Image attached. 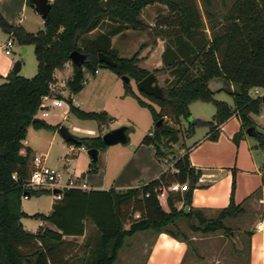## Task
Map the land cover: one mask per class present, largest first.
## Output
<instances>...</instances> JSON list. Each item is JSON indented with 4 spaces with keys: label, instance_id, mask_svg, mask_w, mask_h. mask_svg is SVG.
<instances>
[{
    "label": "trees",
    "instance_id": "1",
    "mask_svg": "<svg viewBox=\"0 0 264 264\" xmlns=\"http://www.w3.org/2000/svg\"><path fill=\"white\" fill-rule=\"evenodd\" d=\"M200 1L209 23L204 20L196 0H53L44 19V28L35 33L11 25L0 13V26L19 44L34 45L37 60V72L33 77L12 71L0 84V264H58L57 247L65 243L66 237L85 235L87 221H91L97 231L95 248L87 264H114L126 238L142 231L166 232L190 245L186 235L166 228L180 216L195 219L197 224H190L195 231L209 233L224 229L226 234L230 232L224 220L242 213L241 205L233 199L216 218H207L192 207L188 214L184 207L177 208L179 201H184V206H191L192 190L200 175L192 166L188 153L173 158L172 167L158 178L125 191L68 189L62 199H55L48 214L36 212L30 215L21 206L23 180L29 174L32 159L31 149L21 153L28 128L60 127L35 117L41 109L42 97L50 93L49 85L56 79V70L64 68L73 51L88 54L83 65L73 64L68 78L69 90L78 93L87 82L85 70L95 74L100 67L98 53L104 52L117 61V65L109 69L120 77L127 75L137 83L141 81L149 72L138 66L140 51L130 57H120L111 41L113 36L127 29H148L150 26L143 22L141 14L145 7L155 3L165 5L168 11V14L158 16L153 28L155 36L165 41L161 59L169 72L165 80L167 96L156 99L149 95L161 106L160 111H156L127 82L126 94L149 108L155 125L166 115L162 112L165 107L170 108L171 120L179 123L190 115L191 102H212L216 107L214 119H196L189 123V133L197 126L206 125L210 128L209 137L216 139L218 126L237 115L241 129L235 135V141L253 127L250 136L264 149V133L256 128L252 117L261 112L264 104L260 95L250 93L252 89L264 88V0L223 1L225 9L220 12H217L215 0ZM26 2L32 7L33 0ZM93 31L96 32L90 36ZM214 79L226 83L224 89L233 98V106L214 98L209 87ZM68 99L70 112L80 119L103 122L108 116L106 111L81 109L73 103L71 95ZM152 133L147 134L142 143L153 144L158 158H165L166 151L179 142V131L165 122L160 127L155 126ZM78 138V143H67L86 145L87 149L104 146L101 134ZM95 167L91 165L92 171ZM15 172L17 179L12 177ZM174 181L188 182L189 190L183 194L170 191L168 187ZM163 189H168L169 211L163 208L159 199ZM131 213L140 216L130 218ZM24 217L40 219L54 228L40 226L36 232H30L21 221ZM127 220L130 221L129 228L125 227ZM243 243L244 249L240 252L246 248Z\"/></svg>",
    "mask_w": 264,
    "mask_h": 264
},
{
    "label": "rangeland",
    "instance_id": "2",
    "mask_svg": "<svg viewBox=\"0 0 264 264\" xmlns=\"http://www.w3.org/2000/svg\"><path fill=\"white\" fill-rule=\"evenodd\" d=\"M196 1L204 20L208 22L204 13L203 4L200 0ZM223 1L228 3L230 0H215L216 8L218 9L217 12L224 11L225 4ZM160 14H168L166 6L160 3L149 5L143 9L141 19L150 27L144 31L129 29V35L134 36V38L130 39L133 42L132 44H129L128 47L123 50V52L120 53L121 57H128L133 55L136 51H140L141 54L145 55H142L143 58H139L138 66L141 67V64L145 63L143 59L148 58V56L151 54L150 50L148 51L146 48L149 46L152 50L154 44L156 43V36L153 28L156 26V21ZM22 15L24 18L25 14ZM23 20L25 27L30 31L37 32L44 28L43 18L33 9L32 13L26 12V17ZM7 22L13 25L16 24L13 20L12 22L7 20ZM212 22L214 23L215 21L213 20ZM8 34L9 33L0 26V43L6 42L9 39ZM10 38H13L15 41L12 57L15 61L20 59L23 63V69L19 74L24 77H33L37 72V60L34 53V45H24L27 48V50L24 52L22 48L23 45H20L17 39L12 35H10ZM156 61V58L151 62L148 61L147 63H149V65L147 70L149 73H154L157 77L158 84L164 89H167L166 83L160 78H168L169 72L163 65H160ZM140 62L142 63L140 64ZM58 71L59 70H56L55 74L58 73ZM71 74L72 71L70 73H64L60 78H67ZM88 76L90 79L84 84L81 91L78 93H72L71 91L66 92L64 103L69 106L68 98L71 94L74 98L75 104L85 111H106L108 116H105L103 122L98 120L80 119L73 113L64 117V109L60 107H48V109H50L49 114H51L50 119L53 121L60 120V126H66L69 131L77 137L86 136L84 132L73 129L74 127L81 129L92 128L94 130H98V134L104 135L106 132L112 129L125 126L127 127L126 132L129 141L114 145L104 144V146L99 149V160L96 164L95 170L92 171L91 158L87 152L88 149L86 145H69L64 140L59 130L57 132L56 138H52L53 133L51 131H37L31 128L29 131L30 140L35 141L39 146L38 153L40 151H44L45 153L47 152V163L49 165L62 166L65 162H67L66 165L73 172L80 175L81 179L86 181L88 184L92 179L102 178L101 170H106V173L103 172L102 175L104 176L105 174V176L108 177V180H111L117 174H119L122 169H124L125 165H127V168L124 173V178H130L129 180L132 181L138 177V179L144 178V171L146 169H155L158 165V163H155L152 158L148 157L151 152L149 149H142L143 151L139 149L143 138L149 133L150 130L155 128L151 111L149 108L140 105L134 96L126 94V82L111 69L102 68L100 66L95 74L88 72ZM128 84L132 90L141 97L142 100L150 103L156 109V111H160L161 106L149 95L142 93L138 88V83L133 78H131ZM260 92L264 94V90H260ZM250 93L251 95H255V89H252ZM215 97L233 104V98L225 91L219 92ZM46 102L51 104L49 100ZM215 109L216 107L212 102L193 101L189 104L190 115L183 117L179 123H175L173 120H171L169 115V107H165L163 109L162 112L166 113V115L163 117L164 122L175 127L179 131V142L176 146H172L168 151H166L167 154L165 158L168 160V162H173V158H177L179 156V150L182 147V142L184 140H186L187 144L189 145L194 142L193 139L189 140V138H187L189 134L187 129L189 123L194 122L196 119H200L198 118L200 116L210 120L213 119L212 115L215 113ZM37 114L41 113L38 111ZM101 125L104 126L101 127ZM207 129V127L197 126L194 130L196 131L195 136H202V133ZM82 147L86 148V150H83ZM167 165V161L164 162L163 160L159 166L164 167ZM165 192L164 199L162 196H160L164 203L166 202L165 200L168 195V189H166ZM44 198L45 197H40L39 194L35 193L29 200L27 199L22 201L23 206L28 211L46 213L47 208L43 202ZM178 205L179 204H177V206ZM130 216V218H139L140 214L131 213ZM234 222L235 221H233V219L226 222V224L231 227L229 229H237V225L234 224ZM24 223L25 229L33 232L38 228L40 220L37 218H26ZM191 223L197 224L195 219L190 220L185 216H180L178 219H176L174 224H169L166 228L173 230L174 232H181L182 234L186 235L190 241V236L196 233V231L190 228ZM129 224L130 221L127 220L125 227L129 228ZM46 227L54 228V226L49 223L42 226V228ZM221 232L224 233V238L227 239L228 234H226L224 230ZM201 237L204 236L201 235ZM242 238L245 240L243 235ZM96 240V228L91 221H87L85 235L74 236L73 238L66 237L65 243L57 247L55 255L58 258V264H87L91 259V254L95 248ZM227 240L229 244H232L231 247H228L227 245H221L218 248H213L211 245H206V243H203L202 246H199L202 240L197 239L196 241H192L193 244L190 241V252L188 253L186 261L192 260L195 263L198 262V264H237L238 262L245 264L244 256L237 258L238 256L235 253L234 243L229 239ZM215 255H217L218 258H215ZM216 259H218L219 263H215Z\"/></svg>",
    "mask_w": 264,
    "mask_h": 264
},
{
    "label": "crops",
    "instance_id": "3",
    "mask_svg": "<svg viewBox=\"0 0 264 264\" xmlns=\"http://www.w3.org/2000/svg\"><path fill=\"white\" fill-rule=\"evenodd\" d=\"M49 1L52 3L51 0ZM32 9L36 12L33 7L27 4L26 0H0V13L4 18L9 20V22H12L13 20L16 23L11 25L21 26L26 31L35 33L25 27L23 20L26 17V12L32 13ZM22 14H25L24 18ZM95 32L96 31L90 33V36ZM129 33V29H127L112 37V48L117 51L120 57V53L133 42L130 39L134 38V36H130ZM8 35L10 38V35L12 34L9 33ZM5 43L6 42L0 43V84L3 83L6 76L13 71V65L15 63V60L12 57L13 48L12 53L7 55L4 48ZM22 48L24 52L27 50L24 45ZM146 49L148 51L150 50L151 54L148 58L143 59V61H145L144 64H141L142 62H140L142 68L148 69L149 63L147 62H151L155 58L157 63L163 65L161 59L162 53L165 49V41L163 39L156 37V43L152 50L149 46ZM142 55L145 54L140 53V59L143 58ZM71 71L72 70L69 67L59 70L58 73H56V77L60 78L62 74L70 73ZM89 79L90 78H88L87 82ZM160 79L164 82L166 80V78ZM209 87L214 92V98H216L215 96L219 92H226L224 89L226 83L222 79L212 80L209 83ZM258 89L264 90V88ZM72 100L75 104L73 96ZM226 102L231 106L234 104V102L233 104L228 101ZM60 108L64 109V117L71 114L70 106H67L65 103H63ZM214 115L215 113L212 115L213 119ZM36 117L44 119L53 127L61 124L60 120H51V114H48L47 116L37 114ZM252 117L256 128L264 133V106L259 114H253ZM198 118L205 121L210 120L203 116ZM102 126L104 125H101V127ZM201 126L207 127L208 129L204 131L200 137L195 136L196 131L189 133L187 138H189V140L193 139L194 142L189 145L186 140H184L182 142V147L179 150V156L188 153L192 166L196 171L200 172L198 181L192 190L191 206L188 207L189 209L192 207L193 209L199 210L207 218H216L220 211L230 204L232 199L236 204H240L242 207V213L236 217H227L224 220V224L227 228H231L226 224L228 220L233 219V221H235L234 224L237 225V229H234L239 233L243 242H245L246 248L242 252L237 250L234 246L235 253L238 256L237 258L244 256L245 264H264V226L261 230L255 228L258 221L264 220V184L262 183V175L264 171V149L259 147L258 141L250 136V134H247L246 131L238 142L235 141L234 137L241 129V121L237 115H233L218 126V137L216 139H211L209 137L210 128L208 126ZM31 128L35 129L32 126L28 128L27 137L23 141L24 147L21 150V153L25 154L26 149L29 148L32 151V156L40 153L46 155L47 152L45 153L44 151L38 153L39 146L35 141L30 140L29 131ZM59 128L60 127L52 129L41 128L35 130L51 131L53 133L52 138H56ZM73 129L84 132L86 137L98 135V130L92 128L81 129L74 127ZM152 131L153 130H150L149 133ZM176 145L177 144H174L173 146ZM145 148L151 151L148 157L152 158V160L155 163H158V165L155 169H146L144 171V178L138 179V177L135 178L134 181L129 180L130 178H124L127 165H125L124 169L120 171L121 173L119 172V174L111 180H108V177L105 176V174L104 176L102 175L103 172L106 173V170H101L102 178L92 179L89 184L87 183L89 190H108L113 188L118 192L125 191L129 188L136 187L142 183L158 178L165 170L172 167L173 162L170 163L166 158H158L156 156V148L153 144L141 143L139 149L144 150ZM163 160L164 162L167 161L168 165L161 167L162 165H159ZM66 168H68L69 171H72L68 166H66ZM165 191L163 190V199L165 198ZM39 193L40 197H45L43 202L47 211L44 214H48L52 210L55 198L47 191ZM30 198H28V200ZM159 198L161 199L160 201L163 208L166 211H169L167 198L165 203L161 197ZM23 200L27 199H21V206L24 212L30 215L37 212L25 209L22 202ZM177 204L179 205L177 206ZM176 206L178 209H181L183 207L185 208L187 205L184 206V201H179L176 203ZM25 219L26 217L21 219L24 227ZM47 223L48 222L40 220L38 228L47 225ZM38 228L33 232H36ZM223 230L224 229H218L209 233L196 231V233L191 235L189 239L192 244V241H196L197 239L202 240L199 246L206 243V245H211L213 248H218L221 245L231 247L232 244H229L227 240L229 238L226 237L227 239H225L224 233L221 232ZM201 235L204 237H201ZM242 235L245 240L242 238ZM70 238H73V236H70ZM189 252L190 245L185 241L175 238L166 232L148 230L127 237L125 244L119 250L118 259L114 264H198V262L195 263L192 260L186 261ZM215 258H218L217 255H215ZM215 263H219L218 259H216ZM237 264L241 263L238 262Z\"/></svg>",
    "mask_w": 264,
    "mask_h": 264
},
{
    "label": "built area",
    "instance_id": "4",
    "mask_svg": "<svg viewBox=\"0 0 264 264\" xmlns=\"http://www.w3.org/2000/svg\"><path fill=\"white\" fill-rule=\"evenodd\" d=\"M53 1V0H51ZM15 45L13 38H9L5 45V53L10 55L12 53V48ZM69 67L73 69V62L70 60L65 63L64 68ZM63 68V69H64ZM98 70V69H97ZM96 70V72H97ZM88 72L85 70V78L88 80ZM95 72V73H96ZM56 76V74H55ZM68 76L67 78H58L56 77L55 81L51 82L49 85V94L44 95L41 101V109L39 112L42 116H47L49 114L48 107H60L64 103V97L66 92L70 91L68 87ZM71 95V94H70ZM255 95L262 96L263 93L260 92L258 88H255ZM49 100L51 104H48L46 101ZM37 114L35 115V117ZM153 135L152 132L149 133ZM83 150L86 148L82 147ZM68 159V158H67ZM69 160V159H68ZM67 162L62 166H51L47 163V156L45 154H34L30 163V171L28 176L23 180V190L24 193L21 196V199H28L31 197L32 193L39 192H50L56 200H60L63 197V194L68 189H82L89 190L88 184L86 181L82 180L80 175L76 174L73 171H69L66 168ZM12 177L17 179V173H13ZM54 189L61 190V193L53 194ZM168 189L172 192L184 193L189 190L188 183H180L177 181L172 182ZM165 190V189H163ZM163 190L160 193L159 197L163 195ZM264 226V220H260L256 223L255 228L261 230Z\"/></svg>",
    "mask_w": 264,
    "mask_h": 264
},
{
    "label": "water",
    "instance_id": "5",
    "mask_svg": "<svg viewBox=\"0 0 264 264\" xmlns=\"http://www.w3.org/2000/svg\"><path fill=\"white\" fill-rule=\"evenodd\" d=\"M32 7L36 10V12L45 19L52 7V3L49 0H33ZM70 59L73 64L76 66H81L88 59V54L80 52L79 50H75L70 54ZM98 59L100 62V66L102 68L115 67L117 65V61L113 59L112 56L100 52L98 53ZM22 69V61L20 59L16 60L13 65V72L15 74H19ZM125 82L129 83L131 78L127 75H123L121 77ZM211 86V85H210ZM138 88L140 91L144 92L147 95L153 96L156 99H165L167 96L166 90L160 86L157 82V77L154 73H149L146 77H144L141 81L138 82ZM262 102L264 104V94L261 96ZM164 124V118H161L157 123L156 127H160ZM127 127L121 126L115 129H112L102 135V140L105 145H114L117 143H126L127 141ZM253 130V127H250L246 130L247 134H250ZM59 132L64 138L66 142L78 143L80 140L77 136L72 134L69 129L62 125L59 128ZM91 163L93 166H96L99 160V149L98 148H89L87 150ZM61 193V190L54 189L53 194ZM184 212L188 214L189 207L185 206ZM228 238L234 242L235 248L239 251L244 249V243L241 239L239 233L236 230H231L227 233Z\"/></svg>",
    "mask_w": 264,
    "mask_h": 264
}]
</instances>
